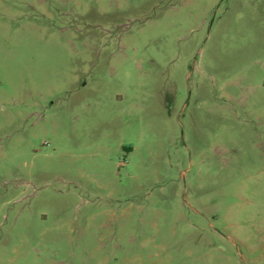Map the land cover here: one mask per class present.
I'll return each mask as SVG.
<instances>
[{"label":"rangeland","instance_id":"374dc122","mask_svg":"<svg viewBox=\"0 0 264 264\" xmlns=\"http://www.w3.org/2000/svg\"><path fill=\"white\" fill-rule=\"evenodd\" d=\"M0 264H264V0H0Z\"/></svg>","mask_w":264,"mask_h":264}]
</instances>
